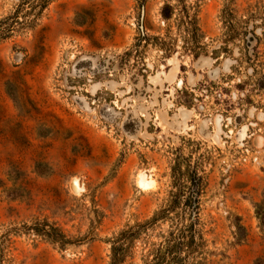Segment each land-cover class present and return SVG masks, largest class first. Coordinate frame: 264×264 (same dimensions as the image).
I'll use <instances>...</instances> for the list:
<instances>
[{
	"label": "rangeland",
	"instance_id": "374dc122",
	"mask_svg": "<svg viewBox=\"0 0 264 264\" xmlns=\"http://www.w3.org/2000/svg\"><path fill=\"white\" fill-rule=\"evenodd\" d=\"M0 264H264V0H0Z\"/></svg>",
	"mask_w": 264,
	"mask_h": 264
},
{
	"label": "trees",
	"instance_id": "16d2710c",
	"mask_svg": "<svg viewBox=\"0 0 264 264\" xmlns=\"http://www.w3.org/2000/svg\"><path fill=\"white\" fill-rule=\"evenodd\" d=\"M117 249H114V252L116 251ZM113 261L114 262H116L117 261V259L115 258V256H114V259H113Z\"/></svg>",
	"mask_w": 264,
	"mask_h": 264
}]
</instances>
